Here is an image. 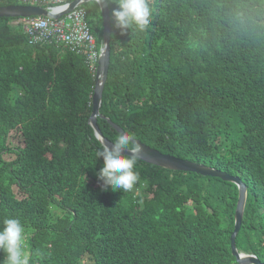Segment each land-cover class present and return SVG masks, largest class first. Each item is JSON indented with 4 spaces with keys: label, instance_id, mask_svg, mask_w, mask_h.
I'll list each match as a JSON object with an SVG mask.
<instances>
[{
    "label": "trees",
    "instance_id": "obj_1",
    "mask_svg": "<svg viewBox=\"0 0 264 264\" xmlns=\"http://www.w3.org/2000/svg\"><path fill=\"white\" fill-rule=\"evenodd\" d=\"M105 1L102 136L114 142L113 124L162 154L240 178L236 248L264 264V0H149L144 31L116 28L115 0ZM11 5L21 3L0 0ZM82 7L99 55L100 7ZM18 19H0V225L20 220L29 264H237L234 184L138 160L132 191L101 190L85 56L39 34L30 41Z\"/></svg>",
    "mask_w": 264,
    "mask_h": 264
},
{
    "label": "clouds",
    "instance_id": "obj_2",
    "mask_svg": "<svg viewBox=\"0 0 264 264\" xmlns=\"http://www.w3.org/2000/svg\"><path fill=\"white\" fill-rule=\"evenodd\" d=\"M18 2L21 3L22 6H30L23 4L19 0ZM71 2L72 1L62 0L61 3L53 6L44 5L30 7L42 8L51 16H57L55 19H59L72 10L83 6V4H80L68 11V5ZM62 5L67 6L60 13H54L49 9L57 8ZM115 5L116 7L113 8L111 16L114 20V26L121 31L133 26L140 31H144L150 25L152 9L149 0H115ZM32 17L50 18L48 16H30L24 18ZM19 19H23V17ZM84 64L89 71L85 60ZM97 67L98 60L95 73L92 74L89 71L91 76L94 77V80ZM96 136L102 146L96 152V159L101 157L103 159V165L96 173L97 178L102 181L101 190L106 191L110 186L114 192L121 190L132 191L134 186L140 181V176L139 173L135 171V166L141 158V153L143 151L142 146L137 142L134 135L129 132L121 131L115 138L111 147L105 143L103 137L100 136L99 133H97ZM125 150H127L129 155L123 154ZM0 253L4 254V259L0 264H29L30 254L25 247V228L19 219L7 218L2 221V225H0Z\"/></svg>",
    "mask_w": 264,
    "mask_h": 264
},
{
    "label": "water",
    "instance_id": "obj_3",
    "mask_svg": "<svg viewBox=\"0 0 264 264\" xmlns=\"http://www.w3.org/2000/svg\"><path fill=\"white\" fill-rule=\"evenodd\" d=\"M87 2H96L98 3L102 15L103 20V41L102 47L100 50V55L98 59V67L97 73L94 80V89L93 95L91 98V113L89 116V125L94 131V135L97 138L96 134L99 133L102 136L98 126H97V119L101 117L99 113L101 101H102V91L104 88V84L107 79V73L109 68L110 62V34H111V21L109 15V9L105 0H74L68 5V11L72 10L73 8L79 6L80 4H84ZM30 16H48L50 18H57V16H51L48 12L43 10L39 7H30V6H22V5H11L6 7H0V19L2 18H21V17H30ZM111 124V123H110ZM111 126L116 130V132L120 133L122 130L111 124ZM103 137V136H102ZM105 143L111 147L112 142L108 141L104 138ZM137 142L142 146V153L140 161L144 163L163 168L170 171H178V172H190L197 175H201L204 177H211V178H219L225 182H230L234 184L238 188V200L237 205L234 213V227L233 232L230 236V250L231 254L234 256L235 261L237 264H263L259 261L256 256L253 255H246L239 252L236 248V237L238 232L241 228L242 218L244 207L246 203L247 197V189L246 186L242 183L240 178L230 176L225 172H221L214 168L196 164L187 160H182L173 156L165 155L160 153L157 150L151 149L150 147L142 144L140 141ZM124 155H129L127 150L123 152Z\"/></svg>",
    "mask_w": 264,
    "mask_h": 264
},
{
    "label": "built area",
    "instance_id": "obj_4",
    "mask_svg": "<svg viewBox=\"0 0 264 264\" xmlns=\"http://www.w3.org/2000/svg\"><path fill=\"white\" fill-rule=\"evenodd\" d=\"M30 6H53L62 0H19ZM67 5L49 8L54 13H60ZM87 11L78 7L59 19L23 18L18 23L27 31L30 41L39 36L45 41H54L69 49L71 53L83 54L89 71L94 74L98 55L95 49V39L92 36L87 23Z\"/></svg>",
    "mask_w": 264,
    "mask_h": 264
},
{
    "label": "rangeland",
    "instance_id": "obj_5",
    "mask_svg": "<svg viewBox=\"0 0 264 264\" xmlns=\"http://www.w3.org/2000/svg\"><path fill=\"white\" fill-rule=\"evenodd\" d=\"M85 4H87V3H84L83 4V6L85 7ZM13 24V23H12ZM139 191H140V189H135V191H134V194L135 195H137V194H139ZM150 198H152V194H149V195H147V196H143V198L141 199V201H144V200H147V199H150ZM27 238V236L25 235V239ZM26 250L28 251V247H26Z\"/></svg>",
    "mask_w": 264,
    "mask_h": 264
}]
</instances>
